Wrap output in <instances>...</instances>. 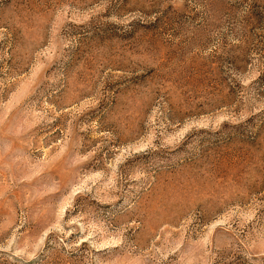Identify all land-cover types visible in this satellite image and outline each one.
<instances>
[{
  "label": "rangeland",
  "instance_id": "rangeland-1",
  "mask_svg": "<svg viewBox=\"0 0 264 264\" xmlns=\"http://www.w3.org/2000/svg\"><path fill=\"white\" fill-rule=\"evenodd\" d=\"M0 264H264V0H0Z\"/></svg>",
  "mask_w": 264,
  "mask_h": 264
}]
</instances>
